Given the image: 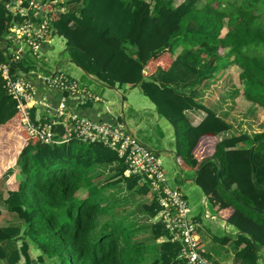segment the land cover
<instances>
[{
	"label": "trees",
	"instance_id": "1",
	"mask_svg": "<svg viewBox=\"0 0 264 264\" xmlns=\"http://www.w3.org/2000/svg\"><path fill=\"white\" fill-rule=\"evenodd\" d=\"M198 1L65 0L81 8L57 13L52 8L62 9V2L50 4L48 19L78 66L106 86L141 89L172 127L179 167L194 171L202 160L215 157L198 169L194 181L214 214L237 230L234 263L259 264L264 248V129L218 139L231 124L196 96L198 86L215 75L224 58L229 60L226 66L237 70L247 102L264 110V0H204L197 6ZM4 2L0 0V41L7 49L11 17ZM9 56L0 47V62ZM22 68V63L12 64L14 72ZM22 110L0 74L4 202L23 224H0V264H145L151 247L135 242L121 220L108 219L99 226V216L110 208L100 204L105 187L95 184L92 169L116 162L115 180L134 189L141 196V210L155 217L160 206L148 184L137 175L124 176L122 159L101 143L72 139L46 144L31 138ZM188 110H198L201 119L193 123ZM29 113L33 118L32 109ZM252 146L255 171L249 159ZM151 229L154 237L168 236L161 220ZM230 238L216 236L214 241L226 244ZM32 247L40 251L36 259ZM178 254V243L163 240L149 264H186Z\"/></svg>",
	"mask_w": 264,
	"mask_h": 264
},
{
	"label": "built area",
	"instance_id": "2",
	"mask_svg": "<svg viewBox=\"0 0 264 264\" xmlns=\"http://www.w3.org/2000/svg\"><path fill=\"white\" fill-rule=\"evenodd\" d=\"M58 0H5L4 7L10 15V25L5 35L7 50L3 54L10 55L8 61L0 62V74L7 92L16 99L22 110V123L28 135L46 144H60L76 139L85 143H101L114 150L125 166L123 175L139 176L140 183L148 184L150 191L160 206L155 217L161 220L168 231L163 240L178 243V258L186 264H214L205 255L199 235V225L190 213L186 198L180 189L168 184L162 162L156 153L143 145L128 129L124 121L95 120L76 113L67 106L66 96L83 94L94 101L102 98L82 87L76 79L63 71L46 73L40 76L45 88L56 90L62 95L53 107V113L47 118L34 120L29 110L34 105L49 106V96H36L35 87L26 75L25 69L12 71L13 63H24L26 57L39 68L41 61L39 48L54 28L48 19L50 4ZM55 12L62 9L54 7ZM24 67V65H23ZM66 95V96H65ZM62 123V136L55 132V125ZM205 218H211L204 203Z\"/></svg>",
	"mask_w": 264,
	"mask_h": 264
},
{
	"label": "crops",
	"instance_id": "3",
	"mask_svg": "<svg viewBox=\"0 0 264 264\" xmlns=\"http://www.w3.org/2000/svg\"><path fill=\"white\" fill-rule=\"evenodd\" d=\"M61 2L64 5L63 6L64 12L67 10L77 12L81 8L80 3L66 4L65 0H61ZM51 40L52 37L50 36L48 39L46 38V41H44L40 45L39 52L41 59L42 57L46 58L47 55L49 56V51L53 49L51 45ZM1 49L3 51L7 50L5 49V46L1 47ZM65 50L67 51V48H65ZM130 50L132 51L133 55H136L133 48H130ZM25 59L26 61H24L23 63L24 69L27 71L26 75L29 74V78L32 81L33 86L35 87L36 96L37 97H41L43 95L49 96V98L47 99L50 103L49 106H44V105L32 106L31 109L33 110L34 120L47 118L49 115H51L53 113V107L56 105V103L59 101V99L62 96L60 92L56 90L48 91L45 88L44 84L41 82L40 76H43L46 73L53 74L57 70L63 71L64 73L76 79L78 83L86 90L94 92L102 98L101 101H94L92 98L87 97L83 94H78L75 96L65 95L66 103L68 107L76 111V113H78L79 115L90 117L95 120L118 119L124 121L127 124L129 131L143 145L153 150L156 153V155L160 158L161 162L163 160V162L167 163L169 168V175L167 177L168 184L172 187H177L181 191L182 189L176 184L185 186L186 192L182 191V193L186 198L187 205L190 208V213L192 217L199 225V233L204 248H205V242L206 244H208L210 248H216L215 245H217L218 243L214 241V238L216 236L217 237L224 236L225 234H222L223 230H225L224 231L225 233L227 232V230L229 232L230 230H233L234 232L236 231L235 235L237 234V230L232 225L228 224L225 220L219 218L214 213L213 214L211 213L212 216L211 218H206L210 222L206 221V219H203L201 217V213L199 212L197 205L198 203L203 202V205L205 203L206 206L208 200L204 195L203 191L201 190V188L198 185H196L195 181L193 180L194 171L191 170L192 174L190 178L186 179V176H183L182 173L184 170L186 171H190V170L181 168L176 163L175 145H174V136L172 132V127L164 118H162V116L158 114L155 106L150 102V100L147 99V97H145L142 94L141 89L138 86L136 87H129L127 85L116 86V87L106 86L100 81H98L93 74L87 72L86 70L78 66L70 57L62 59V64L60 65V68H58L55 65V67L48 68L49 71H46L41 66L39 60H34L38 62L39 64V68H38L37 66L33 65L31 59H29L28 57H26ZM85 75L87 77H85ZM200 85L198 86V89L200 88ZM210 87L212 86L210 85L209 88ZM206 106L209 107L212 111H214L216 115H218L219 117L223 118L224 120H226L231 124L230 120L224 117L223 114L220 113V110L217 111L216 107L213 104ZM186 115L193 123H197L202 117L200 116V112L198 110H188L186 111ZM229 130L231 131L232 129ZM229 130L225 132L227 133L229 132ZM225 132H222L219 135H224ZM174 165H176L177 168L179 169L182 181H185L184 183L180 182L179 180L180 178L178 177V173L175 170ZM103 167L104 166H100V168ZM119 167L120 166L116 162L110 163V170L114 171L113 173H117ZM162 167H163V163H162ZM14 175L17 178L18 172L16 171ZM0 177H2V174H0ZM112 177H114L113 180L117 178L116 175ZM122 181L123 182L121 183H123L124 185V191H127L128 194H130V197L128 198L129 203L132 205L134 204L138 205L139 212L137 216L142 218L143 223L147 222V224L150 225V230H151L150 234L152 236L151 239L153 240L154 243L161 244L163 236L154 237L151 229V226L155 223V221H158L157 217L148 216L145 212L141 210L139 203L141 196L139 195L137 196L134 189L131 190L128 189L125 185L124 180ZM118 184H120V182ZM132 193L135 194L136 197L132 196ZM6 197H7V192H6V184L4 180L3 182L0 181V211H1L0 224L1 225L17 224L23 226L22 222L17 219L16 215L8 211L4 202ZM111 197L112 196L110 195V199ZM145 200H147L146 197H144L143 201ZM112 208L113 206L111 205L110 202V210ZM130 216L131 215H128L124 219L125 220L124 224L130 230L132 234V238L134 239L135 235H139V233H141V230H143L142 229L143 226L141 225L138 226L134 224L133 219L130 218ZM135 228L138 229V232ZM20 242L21 240L17 241L16 243L17 246L20 244ZM154 243L149 244V246L151 247V253L150 255L147 256V260L145 264L151 263L152 260L158 255L159 246L157 248V246ZM3 246L7 248V250L11 248L9 244H4ZM34 250L35 248L32 247L30 249V253L34 257V259H36V257L40 253L37 252V254H34ZM153 252H154V258L152 260H149V257ZM206 252L209 257L213 258L210 252H208L207 250ZM233 255H234V251L231 257H233ZM213 259L217 264H235L234 261L233 263L232 262L230 263L229 259L227 260V262H223L219 258V256H216ZM4 262L5 260H2V264H4ZM261 262L262 264H264V260L261 259Z\"/></svg>",
	"mask_w": 264,
	"mask_h": 264
},
{
	"label": "rangeland",
	"instance_id": "4",
	"mask_svg": "<svg viewBox=\"0 0 264 264\" xmlns=\"http://www.w3.org/2000/svg\"><path fill=\"white\" fill-rule=\"evenodd\" d=\"M148 1L150 3H153L154 0H148ZM172 1L174 4H176L180 0H172ZM203 1L204 0H199L197 6L202 5ZM51 37H52L51 45L53 49L49 51V56L47 55L46 58L42 57L40 61L41 66L46 71H49L48 68L55 67V65L58 68H60V65L62 64V59L69 57L68 50L67 51L65 50L67 46L65 44L64 38L57 33H53ZM0 46L3 47L4 43L1 42ZM228 63H229L228 59L222 58L219 67L215 72V75L212 76V78L205 80L200 85V88L197 90V101L203 105L213 104L216 107L217 111L220 110V113H222L224 117L230 120L232 130L231 131L229 130V132L227 133L225 132L224 135H219L218 139H223L240 133H247L250 136H252L254 133L260 132L264 129V110L259 109L253 103L247 102V100L242 95L244 84L241 80L236 78L237 70L235 71V69L233 70L232 68L226 66ZM85 77L87 76L85 75ZM210 85L212 87L209 88ZM174 145H175V141H174ZM249 145L250 143H246L245 146H249ZM262 154H264V152ZM162 163L165 174L167 173L166 177H168L169 175L168 165L167 163L163 162V160ZM102 166L104 167L100 168L99 166L92 169V172L96 174L95 184L103 185L105 187L104 199L100 200V204L103 205L106 204V206L108 205L110 208V202H111L113 208L109 210V212L107 211L99 216V220H98L99 226L104 222H106V220L108 219L121 220L123 225H125L124 219L128 215H131L130 218L133 219L134 224L138 226L139 225L143 226L142 228L143 230H141V233H139V235H135L134 239L133 238L132 239L135 242L138 241L144 243L147 242V244L154 243L153 240L151 239L152 236L150 234L151 232L150 225H148L147 222L143 223L142 218L137 216L139 212L138 205L137 204L132 205L129 203L128 198L130 197V194H128L127 191H124V185L123 183H121L123 181L121 180L119 181V179H117L118 181L113 180L114 177L112 176L118 175V173H113L114 171L110 170V166H106V165H102ZM174 168L178 173L180 182L184 183L185 181H182L179 169L177 168L176 165H174ZM182 174L183 176H186L187 179L191 177L192 171L184 170ZM0 181L3 182L4 178L0 177ZM119 182L120 184H118ZM176 185H178L182 189V191L186 192V188L184 185H180V184H176ZM110 195L112 196L111 199H110ZM132 196L136 197V195L133 193ZM206 207H207L206 209L210 214L214 213L208 201ZM197 208L201 213V217L203 219H206L203 217V213L205 210L203 202L198 203ZM206 221H208V219H206ZM136 230L138 232V229ZM224 231L225 230H223L222 234L231 237L228 243H226V245L216 242L218 243L217 245H215L216 248H210L208 244H206L205 242V248L208 252L211 253L213 258L219 256V258L223 262H227V260L229 259L230 263L231 262L233 263V257L231 256L233 254V251H235L233 239L235 238L236 231L234 232L233 230H230L229 232L227 230L226 233ZM154 244L158 248L159 243H154ZM37 252L40 253L39 250L35 249L34 254H37ZM263 252H264V248H261L259 252V260H258L259 264H262L261 259L264 260ZM157 257L158 255L155 258ZM153 258H154V252L149 257V260H152ZM44 264H58V263L57 262L52 263L51 261H48L45 262Z\"/></svg>",
	"mask_w": 264,
	"mask_h": 264
},
{
	"label": "water",
	"instance_id": "5",
	"mask_svg": "<svg viewBox=\"0 0 264 264\" xmlns=\"http://www.w3.org/2000/svg\"><path fill=\"white\" fill-rule=\"evenodd\" d=\"M50 36H48L47 37V39L49 38ZM85 72V71H84ZM55 132H57L58 134H59V136H62V134H63V131H64V126H63V124L62 123H57L56 125H55ZM254 148H255V146H252L251 147V149H250V152H249V159H250V161H251V164H252V168H253V171H255V166H254V163H253V161H252V159H253V153H254ZM215 157L214 156H211V157H209V158H206V159H204V160H202L201 162H200V164L197 166V168L194 170V176H193V180H195V178H196V174H197V171H198V169L205 163V162H207L208 160H212V159H214ZM220 173H221V169H219L218 170V173H217V176L218 177H220Z\"/></svg>",
	"mask_w": 264,
	"mask_h": 264
},
{
	"label": "clouds",
	"instance_id": "6",
	"mask_svg": "<svg viewBox=\"0 0 264 264\" xmlns=\"http://www.w3.org/2000/svg\"><path fill=\"white\" fill-rule=\"evenodd\" d=\"M60 2H61V0H58L57 4L60 3ZM61 11H63V8H62ZM53 33H55V32L53 31ZM51 35H52V34H51ZM0 42H2V41H0Z\"/></svg>",
	"mask_w": 264,
	"mask_h": 264
}]
</instances>
